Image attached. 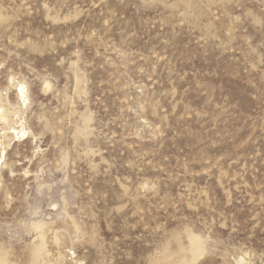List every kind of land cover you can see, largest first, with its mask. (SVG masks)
Instances as JSON below:
<instances>
[{
    "label": "rangeland",
    "instance_id": "1",
    "mask_svg": "<svg viewBox=\"0 0 264 264\" xmlns=\"http://www.w3.org/2000/svg\"><path fill=\"white\" fill-rule=\"evenodd\" d=\"M0 264H264V0H0Z\"/></svg>",
    "mask_w": 264,
    "mask_h": 264
},
{
    "label": "bare ground",
    "instance_id": "2",
    "mask_svg": "<svg viewBox=\"0 0 264 264\" xmlns=\"http://www.w3.org/2000/svg\"><path fill=\"white\" fill-rule=\"evenodd\" d=\"M1 112V111H0ZM1 115V114H0ZM2 116V118L4 119V116L3 115H1Z\"/></svg>",
    "mask_w": 264,
    "mask_h": 264
}]
</instances>
